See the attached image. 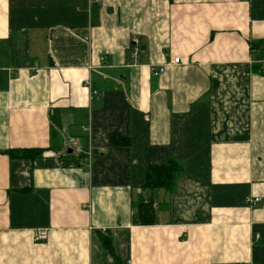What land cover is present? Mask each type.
<instances>
[{
    "label": "crops",
    "instance_id": "1",
    "mask_svg": "<svg viewBox=\"0 0 264 264\" xmlns=\"http://www.w3.org/2000/svg\"><path fill=\"white\" fill-rule=\"evenodd\" d=\"M258 66L264 0H0V264H264Z\"/></svg>",
    "mask_w": 264,
    "mask_h": 264
},
{
    "label": "trees",
    "instance_id": "2",
    "mask_svg": "<svg viewBox=\"0 0 264 264\" xmlns=\"http://www.w3.org/2000/svg\"><path fill=\"white\" fill-rule=\"evenodd\" d=\"M258 68V69H257ZM257 73H262L264 70L258 66ZM53 139L56 137L54 130L52 132ZM112 140H122L124 144H129V139L123 138L120 135L112 136ZM9 156L14 159H37L43 154L41 149H23L13 150L8 152ZM184 176V166L177 160L171 159L160 165H152L147 170L146 182L142 186L143 192H148L150 196L140 198L133 204L134 225L136 226H151L156 223V211L153 208L155 204V194L163 191L167 194L176 192V187L179 179ZM109 252L113 255V248L107 242ZM116 258V257H115Z\"/></svg>",
    "mask_w": 264,
    "mask_h": 264
},
{
    "label": "built area",
    "instance_id": "3",
    "mask_svg": "<svg viewBox=\"0 0 264 264\" xmlns=\"http://www.w3.org/2000/svg\"><path fill=\"white\" fill-rule=\"evenodd\" d=\"M234 1H238V2H248L250 0H234ZM174 64H177V65L180 64V59L179 58H176L174 60ZM164 72H165V68H160V70H158V71L155 72V75L158 76L159 74H163ZM86 84H87V87H90L91 86V84H90L89 81H87ZM98 94H99L98 91L91 90V95H92L91 99H93L94 97L98 96ZM261 201H262V199H260V198H252V199H248L247 200V203L250 206L255 207L259 203H261ZM47 239H48V232H46V231L38 232L34 236V240L37 243H39V242H45Z\"/></svg>",
    "mask_w": 264,
    "mask_h": 264
}]
</instances>
